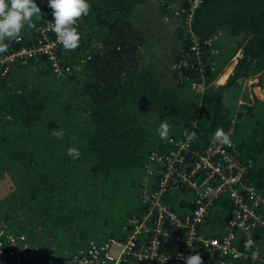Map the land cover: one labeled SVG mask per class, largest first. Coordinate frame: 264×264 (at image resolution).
Segmentation results:
<instances>
[{"label": "trees", "instance_id": "1", "mask_svg": "<svg viewBox=\"0 0 264 264\" xmlns=\"http://www.w3.org/2000/svg\"><path fill=\"white\" fill-rule=\"evenodd\" d=\"M146 1L89 0L91 10L86 17L93 15L94 23L102 29L101 33H96L90 25L87 26L86 17H83L87 38L82 37L76 56H84L86 49L93 55L84 65L88 75L82 89L89 99L87 109L70 110L59 100L56 92L36 87L30 88L20 98L15 92L13 98L0 105L1 175H9L20 187L28 186L34 175L40 173L50 181L52 189L63 185L69 188L108 185L113 188L117 182L116 174L126 171L128 180L120 186L123 189L121 199L126 206L138 207L135 214L139 215L145 209L141 206L140 192L144 161L151 150L161 148L162 141L157 133L161 121H168L173 135H181L185 129H191L196 121L197 140L203 144L211 139L218 127L225 130L234 120L239 157L247 164L244 178L264 192V0H203L195 9L191 29L197 36L205 39L220 35L234 45L229 48L224 47L225 43L215 44V48L221 50L217 55L210 53L208 46H202L201 58L205 63L202 72L196 66L193 54H183L191 53L189 41L182 40L183 19L176 18V23L180 24L176 28L180 41L178 46H173L172 52L177 67L173 74L166 75L167 79L162 75L161 63L164 61H159L163 54L159 43L157 46L151 44L152 48L144 59L139 61L137 56L134 57L144 44V38L133 27V19L128 13L135 5ZM160 1L162 17L172 16L173 12L168 9L171 1L183 9H187L190 3V0ZM39 2L37 0V4ZM42 18L34 16L33 22H41ZM31 29L26 27L22 32L24 39L29 37ZM59 55L65 61L70 58L63 49ZM233 56L236 63L227 81L213 84L220 62ZM186 59L192 64H184ZM41 62L48 65L46 59L32 65ZM26 68L15 67L16 70ZM48 72L51 75L50 70ZM10 74L0 81V86ZM253 76L258 78L263 97L254 99L251 105L243 104L242 109L236 111L233 98L239 97L245 79ZM51 79L56 87L64 82L56 81L52 76ZM70 79L73 81L75 77ZM193 80L202 82L204 89L200 92L191 89ZM240 97L246 100L245 94ZM149 117L153 119L150 121ZM59 128L64 129L62 139L52 134V129ZM71 147L79 149L81 155L78 159L67 155ZM34 197L29 195L30 200L23 201L30 205ZM164 197L171 203V198ZM184 205L193 207L190 203ZM215 207L226 217L224 225L232 205L227 199H221ZM48 216L57 217L56 214ZM68 221L67 227L56 225L49 246L42 245L45 255L70 254L97 240L89 234L93 231L89 220L84 221V217L76 215L68 217ZM213 222L211 211L207 223ZM96 224L106 226L105 221ZM69 225L73 226L69 228ZM261 234H264L262 229L253 231V236L258 239ZM29 239L36 243L34 235H29ZM62 241L73 245L58 246ZM54 245L61 249L55 250ZM240 248H244V238ZM262 250L264 252V245ZM245 251L251 255L255 249ZM253 264L264 262L259 258Z\"/></svg>", "mask_w": 264, "mask_h": 264}, {"label": "built area", "instance_id": "2", "mask_svg": "<svg viewBox=\"0 0 264 264\" xmlns=\"http://www.w3.org/2000/svg\"><path fill=\"white\" fill-rule=\"evenodd\" d=\"M202 2L190 0L187 9L181 5L172 9L176 17L183 19L184 38L189 41L191 53L184 56L193 54L200 72L205 64L201 47L208 46L210 53L218 52L217 35L202 39L191 29L193 12ZM49 22L54 19L48 7L42 21L35 24L28 38L25 37L28 40L22 33L19 42L11 41L8 50L0 53V81L16 66L26 67L43 59L48 63L52 78L61 81L93 58L89 49L82 57H70L67 61L61 58L59 51L65 49L49 30ZM85 27L83 19L79 20L80 33L85 34ZM186 62L191 63L187 59L184 64ZM199 86L204 88L194 80L190 82V88L195 91L200 92ZM196 126L195 121L192 128L187 129L189 133L196 132ZM234 129L233 120L224 130L230 133L231 146H218L213 151L208 150L211 139L203 144L197 139L188 142L185 131L161 140V148L151 150L145 158L141 178V206L145 209L139 215H132L136 218L127 223L122 236L90 241L70 254L45 255L40 245L24 233L0 225V264H185L179 259L181 254L185 257L196 252L202 257L215 253L220 257L243 256L246 252L232 242L237 237L236 231L247 233L264 228L260 214V209H264V192L244 178L247 164L239 157ZM169 193H178L177 207L165 199ZM221 199H227L232 209L223 225L224 235L218 240L214 235H204L201 226L209 224L210 212ZM184 203L193 207H186ZM217 232L216 227L214 233Z\"/></svg>", "mask_w": 264, "mask_h": 264}, {"label": "rangeland", "instance_id": "3", "mask_svg": "<svg viewBox=\"0 0 264 264\" xmlns=\"http://www.w3.org/2000/svg\"><path fill=\"white\" fill-rule=\"evenodd\" d=\"M35 2L37 3V0H35ZM161 4L162 1L160 0H148L135 5L134 9H131L128 14L129 18L133 19L134 26H139L140 29L138 30L140 31V36L144 38L145 42L144 45L142 44L137 49L134 57H146L144 55L151 47L149 43L153 45L159 43V49L161 50V53H163L159 61H164V63H161V67L163 68L162 75H164L167 79L168 77L166 75L168 73L173 74L175 67H177L174 64L175 61L173 60L174 56L172 48L173 46L179 45L180 40H178L176 28L177 26H180V24L176 23L175 19L178 17H176L173 13L172 16L169 17H162L160 15L159 6ZM37 5L41 7L42 18L43 14H45L48 9L47 0L45 2L40 0ZM177 5L180 7V4L171 1L168 9L172 11V9L174 10ZM86 21L88 26L90 25L91 28L96 30V33H101L100 29L102 28L94 23L93 15L86 17ZM84 24H86L85 21ZM81 34L83 38H87V33ZM184 36L185 33L183 31L182 40H185ZM218 36L219 37L215 41L216 44L225 43L224 47H234L233 43L229 42L227 38L223 39L220 35ZM220 51L221 50L218 49L216 55L219 54ZM77 54V49L75 51H67L68 57H74ZM183 54L187 53L185 52ZM235 63L236 58L234 56L220 62V69L216 73L212 83L216 85H220L221 81H224L225 83L228 76L232 73ZM26 67L27 68L24 70H16L14 68V71L10 74L9 78L0 86V105L10 98H13L15 96V92H18L17 96L20 98L25 92L30 91V88L36 87L42 91L56 92L59 100L62 101L70 110L87 109L89 99L83 93L82 89V84L88 75H86V66L76 69L71 75L63 79L64 82L62 81L63 83L57 87L53 83L51 75L48 72V65H44L41 62L38 65L30 64ZM224 73L227 74L223 76ZM71 76L75 77L73 81L70 79ZM170 81H173V78H171ZM257 82L258 78L256 76L245 79L239 91V97L233 98V102L236 103V111H240L243 104L251 105L254 99L263 97V90ZM199 84L203 85L202 82ZM199 87L200 91L204 89L201 86ZM243 94H245L246 100L240 97ZM16 106L17 105H15V107ZM152 119L153 117H149L150 121ZM171 133L172 132H170V134ZM234 141L237 147L235 138ZM262 155H264V151L262 152ZM116 176V186L119 188H116V186L111 188L108 185L105 187L96 185L86 186L83 188H69L63 185L61 188L55 186L52 189L49 185L50 181L47 180L45 175L40 173H36L33 179L29 181V185L25 187H20V185L13 181L9 175L0 174V225L5 226L12 231L24 233L28 238L29 235H34L35 242L40 245L41 249L42 245L49 246L50 241L53 239L52 231L55 229L56 225L67 227L69 224L68 217H74L76 215L84 217V221L89 220L92 222L93 231H90L89 234L95 237V239L101 240L103 238L102 240H104L108 236L120 237L124 233V228L127 223L129 224L130 222H133L136 218L132 215H136L135 211L138 207L135 208L130 204L126 206L121 199L123 189H121L120 186L127 183L128 173L125 171L124 173H117ZM149 186H151L150 183ZM29 195H35V197L30 202V205H27V201L23 200H30ZM177 195L178 193H169L165 195L168 196L169 199L171 198L170 201L175 207H177ZM212 212L214 222L201 226V231L204 235H214L218 240H220L224 235L223 221L226 220V217H223L221 211H219L216 207L212 209ZM49 214H56L57 217L51 218L48 216ZM260 214L264 219V209H260ZM100 221H105L106 226L96 224L100 223ZM71 226L73 225H69V228ZM34 227H36V229ZM216 227L218 232L214 233ZM259 229L264 230V228ZM236 234L237 237L232 244L235 247L238 246V248L243 251H245V247L240 248L241 240L245 238V244L249 235L252 236L256 242V248L259 249L258 258L253 259L252 255H248L247 253H243V256L238 258L223 255L220 257V254L215 253V255L207 254L205 257H202L204 264H253L259 258L260 261L264 262V252L262 250L264 245V234H261L259 239L258 237L253 236V231H248L247 233L236 231ZM70 244V242L62 241L57 245L66 247ZM57 245H54V249H61ZM72 245L73 244H71V246ZM256 248L254 249L256 250Z\"/></svg>", "mask_w": 264, "mask_h": 264}, {"label": "clouds", "instance_id": "4", "mask_svg": "<svg viewBox=\"0 0 264 264\" xmlns=\"http://www.w3.org/2000/svg\"><path fill=\"white\" fill-rule=\"evenodd\" d=\"M47 4L52 10L54 19V22H49V30L55 33L57 40L66 51H75L82 39V34L78 30V21L89 15L91 10L89 0H47ZM34 16L41 17V8L35 0H0V53L8 50L11 41L19 42L26 27L35 28ZM220 83L223 84L224 81ZM170 132V124L167 120H162L157 128L160 139L168 140ZM52 134L57 139H62L65 133L63 128H59V130L52 129ZM184 136L188 142L197 139L196 132L189 133L187 129ZM231 143L230 133L218 127L211 137L208 150L213 151L218 146H231ZM67 155L75 160L81 153L78 148L71 147L67 150ZM244 247L246 250L256 248V242L251 235L245 241ZM258 257L259 249L256 248L252 251V258ZM179 259L185 264H204L199 252L186 257L181 254Z\"/></svg>", "mask_w": 264, "mask_h": 264}, {"label": "crops", "instance_id": "5", "mask_svg": "<svg viewBox=\"0 0 264 264\" xmlns=\"http://www.w3.org/2000/svg\"><path fill=\"white\" fill-rule=\"evenodd\" d=\"M133 27H135L136 29H140L139 26L137 27V25H135V26L133 25ZM148 42H149V41H148ZM144 44H145V42H144ZM144 44H143V45H144ZM149 44H150V46H151V43H149ZM151 48H152V47H150L148 50H150ZM147 54H148V51L145 53L144 56H147ZM138 59H139V61L142 60V59H140V58L137 56V60H138ZM226 74H227V73H224L223 76H225ZM214 77H215V76H214ZM225 80H226V79H225ZM215 85H216V84H215Z\"/></svg>", "mask_w": 264, "mask_h": 264}, {"label": "bare ground", "instance_id": "6", "mask_svg": "<svg viewBox=\"0 0 264 264\" xmlns=\"http://www.w3.org/2000/svg\"><path fill=\"white\" fill-rule=\"evenodd\" d=\"M220 80V79H219Z\"/></svg>", "mask_w": 264, "mask_h": 264}, {"label": "flooded vegetation", "instance_id": "7", "mask_svg": "<svg viewBox=\"0 0 264 264\" xmlns=\"http://www.w3.org/2000/svg\"><path fill=\"white\" fill-rule=\"evenodd\" d=\"M88 26V25H87Z\"/></svg>", "mask_w": 264, "mask_h": 264}]
</instances>
